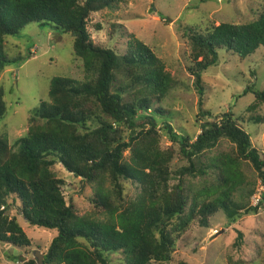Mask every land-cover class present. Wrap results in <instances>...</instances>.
Listing matches in <instances>:
<instances>
[{"label": "trees", "instance_id": "obj_1", "mask_svg": "<svg viewBox=\"0 0 264 264\" xmlns=\"http://www.w3.org/2000/svg\"><path fill=\"white\" fill-rule=\"evenodd\" d=\"M125 2L0 0V73L23 59L9 56L8 38L34 22L70 34L73 54L83 63V78L51 80L49 100L32 111L15 146L0 135V242L21 249L33 244L19 217L8 213L19 202V214L31 225L59 231L44 264H111L115 254L122 255L121 264L170 263L194 223L209 227L221 211L235 220L264 203V190L260 205L251 200L259 181L264 187V153L241 123L244 116L205 109L203 81L221 50L243 61L264 46V4L251 21L185 29L199 95V132L192 134L164 106L176 80L151 46L131 35L119 53L94 41L93 14ZM95 27L102 30L101 23ZM249 91L255 99L246 111L256 113L264 106V89L247 87L244 94ZM5 93L0 86V120L8 111ZM177 156L187 164L174 170ZM57 162L81 179L82 189L94 188L92 212L82 214L67 198ZM123 181L136 185L133 198H126Z\"/></svg>", "mask_w": 264, "mask_h": 264}, {"label": "rangeland", "instance_id": "obj_2", "mask_svg": "<svg viewBox=\"0 0 264 264\" xmlns=\"http://www.w3.org/2000/svg\"><path fill=\"white\" fill-rule=\"evenodd\" d=\"M263 4L264 0H127L93 14L89 30L96 43L119 53L126 51L131 35L151 46L176 80L164 106L177 113L172 120L181 122L183 130L187 128L197 134L199 131L194 124L195 114L199 112V95L195 77L189 71L192 64L185 29L201 23L210 26L251 21L259 16ZM97 23L102 24V30L96 29ZM7 51L11 58L23 57L0 73V86L6 91L8 104V111L0 120V135H7L15 146L27 133L32 111L42 100H49L51 80L56 76L83 78L84 73L82 61L73 54L71 35L51 24H28L21 35L8 38ZM203 81L205 109L215 115L232 111L238 117L244 116L241 123L251 135L253 145L264 153V120L250 121L255 114L264 117V106L256 113L247 112L255 94L253 91L244 94L247 87L264 89V46L243 61L238 54L221 50L219 62L204 73ZM167 144L172 143L168 140ZM186 164L177 156L172 166L176 170ZM54 171L66 180L64 193L68 199L72 196L79 211L92 212L94 207L90 200L94 197V188L88 185L82 189L81 179L60 162L55 164ZM123 183L126 198H133L136 185L131 181ZM258 183L257 194L251 199L253 206L264 190L260 181ZM260 200L257 205L261 204ZM8 213L19 217L33 244L21 249L0 242V264L38 262L37 256L47 251L59 231L31 225L19 214V202L10 207ZM111 259V264H121L122 255L115 254ZM183 260L191 264H229L231 260L264 264V203L258 211L240 215L235 220L221 211L212 218L209 227L194 223L179 242L174 261L164 264H179Z\"/></svg>", "mask_w": 264, "mask_h": 264}, {"label": "water", "instance_id": "obj_3", "mask_svg": "<svg viewBox=\"0 0 264 264\" xmlns=\"http://www.w3.org/2000/svg\"><path fill=\"white\" fill-rule=\"evenodd\" d=\"M44 254H40L37 256V260L39 262V264H44Z\"/></svg>", "mask_w": 264, "mask_h": 264}, {"label": "built area", "instance_id": "obj_4", "mask_svg": "<svg viewBox=\"0 0 264 264\" xmlns=\"http://www.w3.org/2000/svg\"><path fill=\"white\" fill-rule=\"evenodd\" d=\"M258 198V197H257ZM261 199V194H260V198L259 199H257V202H256V204L255 205H257L258 204V201Z\"/></svg>", "mask_w": 264, "mask_h": 264}]
</instances>
